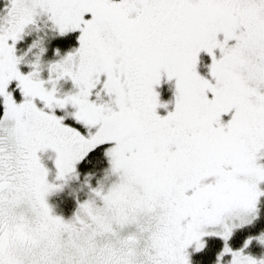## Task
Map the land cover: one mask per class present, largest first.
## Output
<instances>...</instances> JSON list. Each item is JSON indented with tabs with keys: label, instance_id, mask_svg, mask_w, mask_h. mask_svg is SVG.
<instances>
[{
	"label": "snow or ice",
	"instance_id": "snow-or-ice-1",
	"mask_svg": "<svg viewBox=\"0 0 264 264\" xmlns=\"http://www.w3.org/2000/svg\"><path fill=\"white\" fill-rule=\"evenodd\" d=\"M3 7L0 264H264V226L232 243L264 214V0ZM41 17L59 34L78 32L74 47L55 49L47 76L39 39L16 47ZM162 78L174 81L171 108ZM97 148L102 175L93 184L95 170L84 172L88 195L71 216L54 212L48 194L79 178Z\"/></svg>",
	"mask_w": 264,
	"mask_h": 264
},
{
	"label": "rangeland",
	"instance_id": "rangeland-1",
	"mask_svg": "<svg viewBox=\"0 0 264 264\" xmlns=\"http://www.w3.org/2000/svg\"><path fill=\"white\" fill-rule=\"evenodd\" d=\"M6 2V0H0V15L3 14V12L5 11L3 5ZM39 23V28H37L34 25H29L27 26L25 33L23 35V39L17 41V51L19 52H24L25 49H27L28 45L31 43V41L33 39H39L40 43L44 46V48L46 49L42 54H41V59L45 64L44 70H43V75L47 76V68H46V64L48 61L56 59L57 58V53L55 51V48H53L52 50H50V52L47 49V46L49 44L48 40L49 37L57 35L58 36V32L56 31V29H54L51 25V21L47 20L46 17H41L38 21ZM70 32H74V31H70ZM66 34V33H65ZM78 35V32L75 31V41L76 44L78 43V41L76 40V36ZM76 44H74L72 47H74ZM70 47V48H72ZM70 48H68L67 50H61L60 49V54L65 53L66 51H68ZM39 52V47L37 48H33L31 52H29L27 54V56L25 57V59H34L35 58V53ZM210 60V57L208 56L207 53L202 52L201 53V62L199 65V70L201 72L206 73L207 72V64ZM22 69L24 70H28V68L30 67L28 64H21ZM72 86L71 81L70 80H62L60 82V87L62 89H68ZM157 88L160 92V99L162 101H169L168 104V108H171L173 106L172 104V100H173V91H174V81H169L166 78H162V82L157 85ZM18 95V93H17ZM68 111H71V105L68 106L67 108ZM158 110L163 113L166 111V109L163 107V105L161 107L158 108ZM57 113H63L65 111V109H61V108H57L56 109ZM66 121L69 123H76L75 121L72 120L71 117H66ZM43 154L45 155V157L47 158V162L46 164L48 165V167L50 168V173H49V179H54L55 177V166L53 163V158H54V152H52L51 149L46 150L43 152ZM76 177L72 176L69 177V179L67 180L66 184H64V186L60 189L54 190L52 192H50L48 194V201L49 203L52 205L55 201V196L58 197L59 194H61V192L65 189L70 188L71 191V187H69L68 182L71 180H74ZM95 184V183H94ZM69 190V189H68ZM74 191V189H73ZM80 191L81 192V196L79 199L82 200L84 198L87 197L88 195V191H87V187L85 189V185L82 184H78L77 185V190L76 192ZM53 211L56 212V210L54 209V206L52 205ZM76 208V207H75ZM75 208L73 209V211L75 210ZM73 211L66 215L65 217H69L72 215ZM58 213V212H56ZM60 214V213H58ZM62 215V214H61ZM64 216V215H63ZM258 248V251L260 250L259 246L255 245ZM260 252V251H259Z\"/></svg>",
	"mask_w": 264,
	"mask_h": 264
},
{
	"label": "trees",
	"instance_id": "trees-1",
	"mask_svg": "<svg viewBox=\"0 0 264 264\" xmlns=\"http://www.w3.org/2000/svg\"><path fill=\"white\" fill-rule=\"evenodd\" d=\"M48 42L49 44L47 46V49L49 52L53 48L67 50L68 48L76 44L75 31L67 32L66 34H58V36L57 35L51 36L49 37ZM90 155H91V160H88L86 158L85 161L80 162L77 166L78 169L80 170V177L75 178L72 181L70 180L68 182L69 187H71V191H70V188H68L69 190L65 189V191L63 190L61 194L58 195V197L57 196L54 197L55 201L52 205L54 206V209L56 210V212L66 216L70 214L73 211V209L77 206V199L82 197L80 191L76 192L77 185L78 184L84 185L82 183V181L84 180V172L89 171L91 169L95 170L96 174L95 176L91 178L93 184L96 183V178L102 175V169L103 167L107 166V160L102 156L101 148H97ZM86 187L87 185H85V189ZM262 226H264V214H262V216L257 221H253V226H250L248 228H245L237 232L232 239L233 245H238L241 242L245 233L255 232L257 229H259ZM215 243L218 244L219 241H216ZM251 250L257 254H259L262 251V249L260 248L259 250L260 252H259L258 248L255 245L252 246ZM203 258L205 260L210 259L211 252L205 254Z\"/></svg>",
	"mask_w": 264,
	"mask_h": 264
},
{
	"label": "flooded vegetation",
	"instance_id": "flooded-vegetation-1",
	"mask_svg": "<svg viewBox=\"0 0 264 264\" xmlns=\"http://www.w3.org/2000/svg\"><path fill=\"white\" fill-rule=\"evenodd\" d=\"M42 158H43L44 162L46 163L47 162V158L45 157V155L43 153H42Z\"/></svg>",
	"mask_w": 264,
	"mask_h": 264
}]
</instances>
